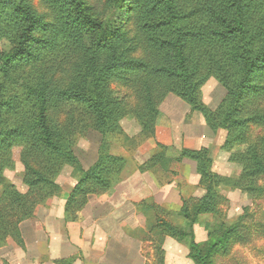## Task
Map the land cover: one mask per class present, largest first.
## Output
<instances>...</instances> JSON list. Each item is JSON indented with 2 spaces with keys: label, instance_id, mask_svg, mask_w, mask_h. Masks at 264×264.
<instances>
[{
  "label": "trees",
  "instance_id": "obj_1",
  "mask_svg": "<svg viewBox=\"0 0 264 264\" xmlns=\"http://www.w3.org/2000/svg\"><path fill=\"white\" fill-rule=\"evenodd\" d=\"M36 1L0 0V248L8 241L23 247L20 224L59 194L55 182L66 167L75 185L63 206L65 223L78 220L90 196L111 193L128 161L110 152L109 137H125L120 122L131 118L154 139L169 95L200 113L211 132L226 133L221 150L240 171L224 179L211 171L208 149H182L171 159V147L155 143L137 172L170 173L172 163L190 161L204 190L200 199H181L171 213L175 224L161 219L165 211L152 199L135 205L153 213L156 264H164L166 238L183 245L193 264H216L247 243L259 227L247 223L248 213L222 220L218 188L264 200V0ZM210 79L225 90L214 110L201 101ZM90 134L100 143L84 168L77 145ZM14 151L24 194L5 179L15 169ZM196 225L204 242L195 241Z\"/></svg>",
  "mask_w": 264,
  "mask_h": 264
},
{
  "label": "rangeland",
  "instance_id": "obj_2",
  "mask_svg": "<svg viewBox=\"0 0 264 264\" xmlns=\"http://www.w3.org/2000/svg\"><path fill=\"white\" fill-rule=\"evenodd\" d=\"M37 4V1L33 0V5L37 6ZM224 96L225 90L214 79L207 81L201 88V101L210 110L216 109ZM160 113L161 117L158 118L157 122L161 127L158 138L151 139L143 136L137 122L131 118H124L120 122V126L126 138L118 135L109 137L110 152L122 156L128 161L127 176L128 174H131V172H135L137 165L144 163L155 151H157L155 143H160L162 145L167 144V146L171 147L168 155L171 159L177 155V152L186 149L183 148L181 130H183L185 125V127L189 126V122L191 123L193 121V116H195L197 121H193L192 123L195 124L196 128L193 127L191 132L194 134L197 133L198 137L207 147L206 149L209 150L210 158L212 160L211 171L224 179L232 180L237 178L240 171L239 167L229 162L228 153L221 150L226 137L224 131H218L217 133L211 132L206 127L200 113L191 112L185 103L172 95L169 96V100L162 105ZM200 120L204 123L202 124L204 126L201 128H199L201 125L200 123H202ZM171 122L174 129L171 127L170 132L172 131L174 134H171L170 138L168 135V125L169 123L171 124ZM172 139H175V143H170ZM99 143L100 137L96 134L87 135L86 138L79 140L76 152L84 168H87L96 160ZM14 152L15 169L13 171H7L5 173V179L8 183L14 185L20 193L24 194L27 189L22 184L23 168L17 161V151ZM169 170L170 173L157 171L153 176H156L161 180L164 183L163 186L173 185L177 192H179L178 203L158 205L163 211H165L161 214V219L175 224L177 221L171 216V213L177 212L180 209L182 206L181 199H200L204 195V190L199 186V176L196 174L195 163L190 161L185 163L182 162L180 164L172 163L168 167V171ZM71 172V169L68 167L62 171L55 182L60 188L59 194L38 206L33 217L37 215V212H39L40 209H49L47 208L49 206H51V208L62 207L63 209L65 200L75 185V180L71 177ZM218 194L223 198V202L219 208L222 220L231 223L244 213H248L249 218L247 219V223L252 225V227L259 228L249 236L250 240L247 243L234 246L230 255L226 258H218L216 264H264V200H252L241 191L225 186L218 188ZM192 205L193 203L190 202L189 207H192ZM84 210L78 214V219L81 214H83ZM138 213L141 219V225L145 229L142 231L134 229V233L142 242L141 255L146 264H156L154 246H157L158 242L156 241L154 233L149 230V224H152L155 221L152 215L153 213L151 212L147 215H143L140 212ZM199 221L200 223L205 224L211 221V219L209 217H201ZM194 229L202 232L205 241L206 232L203 227L201 225H196ZM171 240L175 243L169 242L171 244L168 243L166 247H164V243L162 245L165 253L164 264H193L187 258V249L183 245L178 244L175 240ZM10 243L13 242L8 241L6 245ZM78 255H81V253Z\"/></svg>",
  "mask_w": 264,
  "mask_h": 264
},
{
  "label": "crops",
  "instance_id": "obj_3",
  "mask_svg": "<svg viewBox=\"0 0 264 264\" xmlns=\"http://www.w3.org/2000/svg\"><path fill=\"white\" fill-rule=\"evenodd\" d=\"M169 96L159 107L160 112ZM196 119L193 116V121ZM200 121L199 128L204 126ZM192 122L181 130L183 148H207L198 134L191 132L193 127L196 128ZM168 126L171 138L174 132L171 133L170 128L174 129V126L172 122ZM160 129L157 124L155 138H158ZM174 141L172 139L170 143ZM147 199H152L157 205L176 204L179 192L173 185L160 186L149 172L135 171L128 176L126 172L111 193L90 196L76 222L63 221L62 207L40 209L35 217L19 226L23 247L10 243L0 249V264H55L56 260L70 257H76L72 264H146L141 255V239H138L134 229L145 230L135 205ZM194 233L197 243L204 241L202 232L194 229ZM169 242L175 243L167 238L164 247Z\"/></svg>",
  "mask_w": 264,
  "mask_h": 264
}]
</instances>
